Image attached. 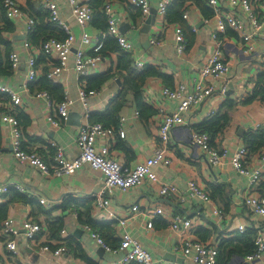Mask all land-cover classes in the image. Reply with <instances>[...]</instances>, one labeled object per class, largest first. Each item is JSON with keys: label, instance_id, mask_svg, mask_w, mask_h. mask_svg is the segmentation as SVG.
I'll list each match as a JSON object with an SVG mask.
<instances>
[{"label": "crops", "instance_id": "crops-1", "mask_svg": "<svg viewBox=\"0 0 264 264\" xmlns=\"http://www.w3.org/2000/svg\"><path fill=\"white\" fill-rule=\"evenodd\" d=\"M18 1L23 7L27 6L28 0ZM56 1L64 20L70 25L76 39L68 58L66 70L58 82L52 81L59 89L56 90V93L51 92L52 95L48 90L46 91L50 93L54 101H60L58 98L61 96H66L72 101L70 118L68 116L66 120H63L59 127L51 125L49 118L55 114L54 106L48 104L44 98L35 97L32 93L39 90L37 88L41 84L38 82L42 80V76L36 84L32 85V89L30 85L29 90L25 88L28 54L24 49L22 50L25 38L23 20L13 22V32L6 33L4 36L7 39L9 34L8 37L13 40L10 42L11 50H20V64L16 70L9 67L5 72H0V84L15 90L22 97L21 105L12 109L20 124L22 148L27 151H38L48 163L53 158L52 142L60 145L68 158H75L79 153V145L76 140L79 126L86 117L90 118V113L106 112L111 101L122 90V80L115 73L117 55L113 54L100 65L96 75L106 73L110 69H113L115 75L109 77L100 88H93L97 91L88 95L85 102L81 99L80 81L75 69V51L78 48L89 51L90 43L83 40V28L75 20L68 0ZM114 1L117 2L120 28L128 25L124 27V29L128 28L125 32L126 36L136 46L134 57L145 59L148 62L147 65L158 67L167 76L166 79L158 76L150 77L143 89L144 100L150 108H153L154 114L142 117L141 109L132 92L127 94L126 102L117 114L119 118L122 115L126 117L124 123L126 136L125 138L115 137L111 141L112 152L123 165L133 168L152 155L154 149L160 145L158 130L163 114L175 111L177 101L164 97L161 93L162 89L165 86L174 89L180 83L191 88L200 81V67L215 49V43L204 22V19L210 16H204L192 0H186V4L189 5L193 2L189 8L190 20L187 22L197 28V31H194L196 42L189 49H187L186 43L183 53L176 49L174 40L176 23L169 22V25L163 28L160 18L154 14V22L146 24L147 18L152 13L144 17L139 8L129 9L125 5L127 0ZM149 1L152 9L156 11L159 0ZM98 12L103 14L101 6L96 9L95 14ZM3 14L4 9L0 0V17ZM240 17L245 20L247 29H250V23L245 15L240 13ZM100 29L94 24V20L86 28L92 35ZM152 37L159 40L158 45L150 43ZM221 38L223 58L229 65L227 77L220 82L215 79H205V82L207 80L214 81L218 90L205 102L195 104L185 114L187 122L172 130V142L168 146V155L172 162L169 166L156 164L154 167L158 173L159 182H146L125 191L115 189L110 195V209L117 213L116 217L105 216V210L102 212L105 216L103 217L93 210L92 206L91 219L106 222L111 228L110 233L105 229H97L101 235L104 233L108 236L109 234L110 240L121 242L122 234L127 231L152 255L155 264H194L176 250L182 241L187 239L203 241L200 235L202 234L207 237L206 242H215L221 236L228 238L238 232L237 227L241 224L246 223L248 227H254L256 224L257 228L260 225L256 220L252 222L253 215L244 201L249 194L264 196V173L260 182L252 187L249 184V176L236 170L230 157L239 147L247 144V134L257 133L264 127V99L259 96L252 97L260 84L264 85V39L263 37L257 39L254 50L246 53L242 37L237 31L227 28L221 34ZM2 57L9 58L3 45L0 47V62ZM37 67L47 70L49 68L47 60L39 57ZM3 68L4 66H2ZM93 76L95 75L90 77ZM221 82L227 88L225 92L220 89ZM84 86L87 88L86 79ZM228 99H233L235 103L231 112V125L214 142L218 149L226 150L228 156L221 164L211 165L207 159L208 155L190 143L191 129L202 124L209 117L210 111L217 113L220 106ZM2 107L3 104L0 108V115ZM136 111H139V115L135 114ZM97 146H101V143H98ZM263 156L264 146L252 151L248 159V169L252 170ZM189 180H196L210 194L215 206L222 213L221 217L216 214L212 204L187 194ZM4 184L11 187L9 193L0 196V203L7 202L10 193L18 191L32 201L25 203L14 200L9 203L7 218L15 219L19 232L16 237L18 252L13 255L7 254L6 263L111 264L123 256V251H107L91 237V232L85 228L88 223L80 221L76 208H63L67 200L72 203L94 199V195L103 190V173L83 164L76 169L75 173L57 177L53 174L42 173L27 163L19 162L13 156L11 127L0 117V185ZM13 184L22 187L23 191L16 189ZM163 184L175 186L177 192L170 196L161 195L160 188ZM216 187H221L229 193L228 210L224 207L222 199L212 196V191ZM182 196L185 197V200L181 199ZM41 198L46 199L53 206L49 208L48 205L41 203ZM135 204L139 205V209L133 211L131 208ZM160 207L165 209L164 215L155 213L156 209ZM175 212L191 218L193 227L189 230H173L167 216L169 213ZM30 218L42 224V232L35 240L27 238L23 227L24 222ZM121 218L126 220L124 225L119 223ZM58 219L63 223L60 229L56 224L54 227V223ZM150 222L153 224L152 228L148 227ZM262 227L258 228V233L261 230L264 237ZM64 229L66 230L65 234L62 233ZM60 242L67 243L70 249L69 254L59 259L41 254V248L45 243L56 246ZM175 259H180L181 263Z\"/></svg>", "mask_w": 264, "mask_h": 264}, {"label": "built area", "instance_id": "built-area-1", "mask_svg": "<svg viewBox=\"0 0 264 264\" xmlns=\"http://www.w3.org/2000/svg\"><path fill=\"white\" fill-rule=\"evenodd\" d=\"M174 0H159L156 15L160 18L163 28L169 25L166 17L167 9ZM71 6L73 16L77 23L83 28V40L90 43L89 51L83 48H78L75 51V69L80 81L79 93L81 99L85 102L88 95L94 94L97 90H88L85 86V79L92 75H96L99 71L100 65L108 58L102 53L104 39L107 35H111L117 39L119 47L128 53L135 56L136 46L126 36V33L121 31L119 25V13L117 2L114 0H104L101 5V11L107 19V30H98L96 34L92 35L86 28L91 25L96 11L93 5V0H68ZM208 5L213 8V15L204 19L207 25L211 38L215 43V49L204 60L200 67L201 80L194 84L193 87L186 86L180 83L176 88L170 89L164 87L161 91L162 95L168 99L176 100L175 111L164 113L160 121L158 130L160 145L156 147L148 158L138 163L135 167L129 168L114 157L111 141L115 137L125 138L126 130L124 123L125 116H120L117 127L105 126L101 122H92L86 119L79 126L76 134V140L79 145L78 155L70 159L68 158L63 148L55 142H52L54 148L53 158L50 163L46 162L43 156L38 151H27L21 145V129L20 124L14 112L13 107L20 106L22 103L21 94L15 90L0 84V92L5 94L0 103L3 104L1 111V119L8 123L11 127V144L13 147V156L21 163H27L30 166L38 169L42 173L53 174L60 177L65 174H73L76 169L83 165L100 170L104 175L103 190L94 195L93 210L107 217H116L113 210L110 209L111 198L110 195L115 189L128 190L143 185L144 183L159 182V176L154 169L156 164H163L169 166L172 162L168 155V146L172 142L171 134L174 127L185 124V114L198 103L205 102L212 97L216 89L214 81L205 82V79H215L223 81L228 74L229 65L223 58L222 53V38L221 34L227 28L237 31L242 37L244 45V52L249 53L254 50L257 39L263 37L264 39V0H207ZM43 7L48 12L47 21L55 23L62 27L66 33L65 39H59L55 36L42 39L38 44H34L30 36L35 32L37 20L26 11L23 5L18 0H1V6L4 9L7 17L15 22L17 20L24 21L25 38L23 39V48L28 54L27 61V76L25 80V88L29 90V85L36 82L39 78L46 77L47 79L58 82L62 73L66 70L68 65V58L73 50V43L76 39L70 25L64 20L59 4L56 0H41ZM193 2H191L192 4ZM185 4L183 19L190 20V7L192 5ZM125 5L129 9L139 8L142 15L147 17L151 14V3L149 0H127ZM240 13L245 15L250 23V29H247L245 20L240 17ZM193 31L197 28L192 24ZM174 40L176 49L183 53L186 48V36L181 24L176 23L174 27ZM9 35V34H8ZM7 35V39L13 42ZM150 43L158 45L159 40L155 37L150 39ZM20 50L12 49L9 54V63L13 70H16L20 64L19 58ZM43 55L48 62L49 68L42 70L37 67L39 57ZM145 59L134 60V66L137 69H143L147 65ZM218 86V84H217ZM145 88V87H144ZM222 92L227 90L223 82L220 83ZM35 97L44 98L48 104L54 106L55 114L51 115L49 120L51 125L59 127L63 120L69 116L72 101L68 97H64L60 101H54L50 93L46 90H35L32 92ZM8 100H5L6 97ZM210 111L208 115L214 114ZM139 115V111L135 112ZM211 136L208 133L200 132L191 129L189 141L192 145L200 148L208 155L207 159L211 165L221 164L224 158L228 156L226 150H220L213 147L210 143ZM101 143V146H97ZM249 152L245 145L239 147L234 155L230 157L232 165L240 173L249 176L250 186H256L264 173V156L260 158V162L248 169L249 166ZM15 185V184H13ZM10 185H0V196L9 193ZM15 188L23 191V188L15 185ZM177 192V188L173 185L163 184L160 188V194L170 196ZM187 194L191 197H198L209 204H212L218 216H222L221 211L215 206L210 194L202 187L196 180L188 181ZM185 200V197H181ZM40 202L48 205L49 208L53 206L46 199L41 198ZM245 204L250 208L253 215V220L260 223L262 230H264V196L249 194L245 197ZM133 211L139 209V205L135 204L131 208ZM155 213L157 215H164L165 209L157 208ZM103 215V217H105ZM167 218L170 220L171 227L175 231L182 229L189 230L193 227V220L189 217L178 213H169ZM121 225L126 223L122 218L119 220ZM0 236V264H8L5 261L7 254H15L18 252L16 237L19 228L15 219L6 218L2 222ZM257 226L256 224H254ZM23 227L25 234L29 240H35L42 232V224L33 219H27ZM148 227L152 228L153 224L148 223ZM248 224H241L237 227L239 232H244ZM258 227V228H259ZM85 228L91 232V237L107 251H123V256L112 262L111 264H155L152 255L143 248L141 243L134 239L127 231L121 236V242L117 248H113L107 244L97 229L92 228L86 224ZM66 233V230H62ZM218 245L219 240L215 242H206L200 240H184L177 247L176 250L180 252L187 259L194 264H218ZM255 251L246 254L242 257H233L228 264H264V237L259 231L255 238ZM70 253L67 243L60 242L59 245L53 246L50 243H45L41 248L42 255H51L59 259L64 255ZM69 264V263H64ZM176 264V263H171Z\"/></svg>", "mask_w": 264, "mask_h": 264}, {"label": "trees", "instance_id": "trees-1", "mask_svg": "<svg viewBox=\"0 0 264 264\" xmlns=\"http://www.w3.org/2000/svg\"><path fill=\"white\" fill-rule=\"evenodd\" d=\"M104 0H93V5L96 7H100ZM194 3L200 8L203 12L204 16L208 17L213 15V8L208 5L207 0H192ZM186 4V0H174L167 9L166 17L169 22L179 23L181 24L183 31L186 36L187 41V49L192 47L196 42V34L194 33L192 26L183 19L184 7ZM24 9L28 10L30 14L37 20L36 30L30 36L31 41L34 44H38L42 39H46L51 36H55L59 39H65L66 33L62 29L61 26L47 21L48 12L43 7L41 0H28L27 6ZM94 24L100 27V30L106 31L108 24L105 15L100 12L95 14ZM14 24L7 17L5 11L4 14L0 17V47L3 45L5 47L6 55L10 54L11 45L10 41L5 39V34L13 32ZM102 53L104 56L111 57V55H117V61L115 64L117 75L122 80V90L115 97L106 112L90 113V121L92 122H101L105 126L117 127L119 117H117L120 109L124 106L126 102V96L129 92L134 94L135 100L138 106L141 109L140 114L142 117H148L151 114H154L153 108H150L147 102L144 100V87L147 80L150 77L158 76L163 77L164 79L167 76L156 66L147 65L143 69H137L134 66L135 57L133 54L123 51L117 42V39L111 35H107L104 39V45L102 49ZM40 58H45L43 55ZM2 66L4 68L2 69ZM11 68L9 63V58H1L0 62V72H5L7 68ZM113 69H110L106 73L98 74L93 77L86 78V84L88 89L100 88L104 82L109 78L115 75ZM42 78V77H41ZM40 79V78H39ZM38 79V80H39ZM38 80L34 83L30 84L32 89V85L36 84ZM39 90H48L50 93H56V90L59 87L52 82L51 80L43 77L42 80L38 82ZM51 93V95H52ZM5 96L2 92H0V102L1 99ZM261 97L264 99V85L260 84L259 88L254 91L252 95L253 98ZM64 97L58 98V100H62ZM7 96L5 100H8ZM235 107V103L233 99H228L225 103H223L217 113L212 116L207 117V119L200 125L196 126V130L204 133H208L211 136V146H215L214 143L216 139L219 138L231 125L232 116L231 112ZM1 108V107H0ZM120 115V114H119ZM246 143L245 146L248 149L249 155L252 151L258 150L260 147L264 146V127L259 129L257 133H251L246 135ZM17 191V190H16ZM229 193L226 192L225 189H221V187H216L215 190L212 191V196L214 198L222 199L224 203V207L227 209L230 200L228 199ZM9 200L4 203H0V231L2 227V222L8 216V207L9 203L14 200L22 201V202H32L25 194L15 192L9 195ZM94 199H86L83 202H72L67 200L63 206L64 209H68L69 207H74L78 210L79 219L82 223H88L94 229H105L109 233L111 232V228L108 226V223L95 221L91 219L90 213L92 210ZM73 205V206H72ZM228 210V209H227ZM57 227L62 228L63 223L58 219L56 223H54ZM104 234V233H103ZM103 238L107 244H111L114 246H118L120 241L110 240L111 237L109 234L103 235ZM203 241L207 240V237L200 234ZM258 235V228L256 226H249L244 232H236L232 234L230 237L225 238L223 236L219 239L218 245V264H228L233 257H242L246 254L252 253L255 251V238ZM0 238H2L0 236Z\"/></svg>", "mask_w": 264, "mask_h": 264}, {"label": "water", "instance_id": "water-1", "mask_svg": "<svg viewBox=\"0 0 264 264\" xmlns=\"http://www.w3.org/2000/svg\"><path fill=\"white\" fill-rule=\"evenodd\" d=\"M152 15L151 16H149L148 18H147V23L146 24H149L150 22H154V20H155V16H154V14H156V11L154 10V9H152ZM128 25H124L123 26V28H121V31L123 32V33H125L126 32V30L128 29H124V27H127ZM71 116V115H70ZM70 116H69V118H70ZM97 192V191H96ZM177 262H179V263H181V261H180V259H175Z\"/></svg>", "mask_w": 264, "mask_h": 264}]
</instances>
